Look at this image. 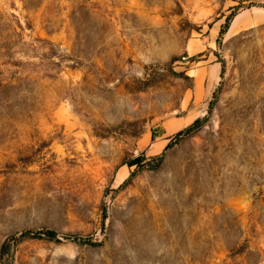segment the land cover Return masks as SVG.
I'll return each instance as SVG.
<instances>
[{
	"label": "rangeland",
	"instance_id": "obj_1",
	"mask_svg": "<svg viewBox=\"0 0 264 264\" xmlns=\"http://www.w3.org/2000/svg\"><path fill=\"white\" fill-rule=\"evenodd\" d=\"M0 264H264V0H0Z\"/></svg>",
	"mask_w": 264,
	"mask_h": 264
}]
</instances>
